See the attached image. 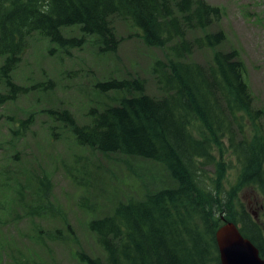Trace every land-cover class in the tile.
<instances>
[{"label":"trees","instance_id":"1","mask_svg":"<svg viewBox=\"0 0 264 264\" xmlns=\"http://www.w3.org/2000/svg\"><path fill=\"white\" fill-rule=\"evenodd\" d=\"M220 12L204 0H0V80L6 87L0 103L35 87L21 86L12 76L34 32L51 44V53L55 47H80L86 35L98 38L99 51L115 52L119 38L111 22L117 16L129 21L146 45L167 53L166 60L157 58L151 65L163 92L159 98L144 92L145 81L139 76L110 77L95 87L130 94L101 109L90 107L88 123H76L67 109L48 110L51 120L68 126L78 145L158 163L174 182L142 199L119 201L111 213L92 218L88 229L103 253L78 252L85 264H220L214 233L227 220L228 195L201 166L213 163V144L228 137L243 165L242 178L256 174L258 167L251 160L259 140L242 147L233 139L243 126L238 114L252 119L262 115L249 109L252 95L237 50H216L225 32L206 31ZM73 26L80 35L64 33ZM198 30L204 34L194 36ZM194 46L214 49L208 69L188 59ZM53 84L48 79L37 85L45 89ZM6 117L15 120L14 114ZM30 120L28 116L18 122L25 128Z\"/></svg>","mask_w":264,"mask_h":264},{"label":"rangeland","instance_id":"2","mask_svg":"<svg viewBox=\"0 0 264 264\" xmlns=\"http://www.w3.org/2000/svg\"><path fill=\"white\" fill-rule=\"evenodd\" d=\"M204 1L221 8L220 17L206 31L225 32L226 39L216 50H237L252 95L249 109L262 113L255 119L238 114L236 119L243 126L232 139L241 141L242 147L257 139L263 142L264 0ZM111 25L119 38L115 52L99 51L98 38L93 35H86L80 47H55L53 53L41 34L27 37L12 76L21 86L35 87L0 103V264H85L78 252L103 253L88 229L92 218L111 213L119 201L142 199L150 191L174 184L158 163L78 145L67 125L48 116V110L67 109L76 123H88L90 107L101 109L130 94L101 92L95 87L110 77L139 76L145 81L146 94L163 95L151 65L157 58L166 60L165 50L146 45L129 21L115 16ZM64 33L80 35L75 26ZM203 34L198 30L194 36ZM213 51L194 46L188 59L208 69ZM48 79L54 82L51 88L37 85ZM5 89L0 80V92ZM13 114L14 121L6 117ZM28 116V125L21 127L18 120ZM13 131L20 133L13 136ZM223 140L219 138L221 144L212 146L213 163H204L201 169L230 196V171L232 180L243 181L244 168L230 139ZM225 216L228 220L230 215Z\"/></svg>","mask_w":264,"mask_h":264},{"label":"flooded vegetation","instance_id":"3","mask_svg":"<svg viewBox=\"0 0 264 264\" xmlns=\"http://www.w3.org/2000/svg\"><path fill=\"white\" fill-rule=\"evenodd\" d=\"M256 157L251 160L258 168L243 181L232 180V194L228 195V211L239 231L257 248L264 260V141L258 144ZM231 184V182H230ZM225 220V219H224Z\"/></svg>","mask_w":264,"mask_h":264},{"label":"water","instance_id":"4","mask_svg":"<svg viewBox=\"0 0 264 264\" xmlns=\"http://www.w3.org/2000/svg\"><path fill=\"white\" fill-rule=\"evenodd\" d=\"M220 264H264L257 248L242 236L232 221H225L214 233Z\"/></svg>","mask_w":264,"mask_h":264}]
</instances>
